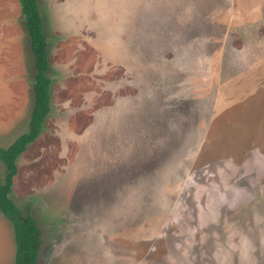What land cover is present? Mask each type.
Listing matches in <instances>:
<instances>
[{
	"label": "rangeland",
	"instance_id": "rangeland-1",
	"mask_svg": "<svg viewBox=\"0 0 264 264\" xmlns=\"http://www.w3.org/2000/svg\"><path fill=\"white\" fill-rule=\"evenodd\" d=\"M114 1L90 24L79 0L38 2L51 112L10 195L38 264H264V0ZM34 76L0 0V147L29 129ZM15 252L0 211V264Z\"/></svg>",
	"mask_w": 264,
	"mask_h": 264
},
{
	"label": "trees",
	"instance_id": "trees-1",
	"mask_svg": "<svg viewBox=\"0 0 264 264\" xmlns=\"http://www.w3.org/2000/svg\"><path fill=\"white\" fill-rule=\"evenodd\" d=\"M19 4L35 57V103L28 131L17 137L9 147H0V162L6 168L4 178L0 181V211L10 220L14 229L15 264H38L42 246V230L31 214L30 206L20 208L10 195L13 190L14 177L18 172L17 160L40 136L46 117L51 112L52 80L48 75V43L43 31L38 0H19Z\"/></svg>",
	"mask_w": 264,
	"mask_h": 264
},
{
	"label": "crops",
	"instance_id": "crops-1",
	"mask_svg": "<svg viewBox=\"0 0 264 264\" xmlns=\"http://www.w3.org/2000/svg\"><path fill=\"white\" fill-rule=\"evenodd\" d=\"M80 2H83V3H81V4H84L85 5V3L88 5V14H87V12H83V9H81L79 12H81L82 11V14L81 13H79V15H82L83 17H85V18H83V19H80V20H87V22H88V24H90V22H92V20L93 19H97L96 18V16H100V12H99V14L98 15H96V13H95V9H94V11L93 10H91V7L90 6H92L93 4H95V3H93V0H79ZM38 2H39V0H38ZM115 4V1L114 0H100V2H98V5L99 4ZM78 10H79V8H78ZM73 12H76V9H74V10H72V13ZM88 15V16H87ZM87 16V17H86ZM81 17V16H80ZM55 18H57V16L55 17ZM99 19H97V21H98ZM79 21H77V23H78ZM82 26V25H81ZM89 25H87L86 23H84L83 24V27H85V28H87ZM91 26V25H90ZM90 29H91V27H89Z\"/></svg>",
	"mask_w": 264,
	"mask_h": 264
}]
</instances>
